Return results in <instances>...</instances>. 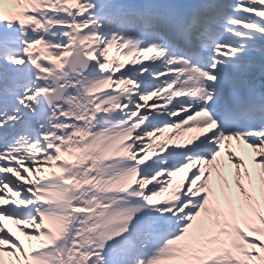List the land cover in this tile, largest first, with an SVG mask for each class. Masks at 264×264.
Returning a JSON list of instances; mask_svg holds the SVG:
<instances>
[{
  "label": "rangeland",
  "instance_id": "rangeland-1",
  "mask_svg": "<svg viewBox=\"0 0 264 264\" xmlns=\"http://www.w3.org/2000/svg\"><path fill=\"white\" fill-rule=\"evenodd\" d=\"M16 6H21V3H23V0H16ZM261 20V19H259ZM264 22V19L261 20ZM264 24V23H263ZM261 31L263 32V35L258 38V40L261 41L260 46H261V51L264 50V26H262ZM108 49L110 50V54H109V60H108V64L113 65V66H120L119 64H117V61L115 60L118 56H123L126 52L125 49H114V47H110L107 46ZM69 48V45L65 46V49L67 50ZM64 52H61V54L55 55V56H60L63 54ZM128 58H130V56L125 57V60H128ZM264 58V56H263ZM141 60L140 63H138L135 68L141 69L143 67V63L144 60ZM261 61L255 62L258 64ZM123 65V64H122ZM127 65V64H126ZM264 65V63H263ZM116 68V67H115ZM262 71H264V66L261 67ZM251 73L255 74V70L251 69L250 70ZM260 71H258L257 73H259ZM135 77V78H134ZM120 78H124L126 81L122 82L121 80H119L117 82L118 79ZM117 78L116 80H113L117 85L119 86H113L114 90L112 93V99L118 103L121 102L122 105L129 107L131 104H134L137 106V108H135L134 110H132L135 115H139V113L141 114V116L139 117V123H145L148 122L149 124L152 123V121L156 118V115L159 114H163V111L161 112L159 109H157L158 107L161 108L160 104L157 103L155 100H139L140 99V95L138 93V90H136V88H140V85L142 84V79H144L142 72L138 74L132 72L128 77H120ZM26 98L25 100H23V104H26L29 106V101L31 102L32 100H34V95L30 92L28 94H26V96L24 97ZM147 106L148 108L152 105L153 107L149 108L147 111H141V106ZM161 112V113H160ZM11 119H14V116L11 117ZM152 132L151 131H147L148 134H150ZM142 137H144V132L141 131L139 132V135H136L135 140H141ZM36 143V144H35ZM35 143H33V146H31V148L29 147L30 145L28 144H23L22 147L27 148V151H30L32 153V160L35 161L36 165L34 166V176L33 179L35 178H40V180L43 179L44 174L42 173V169H45V162L44 161H49L51 163H54V161L56 159L59 158L60 153H64L66 148H60V153L57 152L55 154V156H50L45 154V147L44 149H39L38 146H40V142L39 141H35ZM134 149L135 152H141L142 149H139L138 147H131V148H127L125 150H131ZM68 150H70V148H68ZM71 150H73L71 148ZM38 151V152H37ZM74 151V150H73ZM40 155L42 158H37L36 155ZM71 156L70 158H74L77 160V158H79L80 154L79 152H71L70 153ZM55 165V164H54ZM84 165V164H83ZM80 166V168H78L75 173L73 171L74 174L71 175L68 171H64V179L65 181L70 184V187L68 189H70V191L64 190L62 188H58L57 191L59 193V197L60 198H65V201L67 202V205L69 207H81V208H87L88 205H90V198H91V194L88 191V187L93 183L92 178L93 176L91 175V173L89 171H87L85 169V166ZM51 169V168H50ZM85 169V170H84ZM73 176V178H72ZM29 177V176H28ZM32 176H30L29 178H31ZM34 181V180H33ZM26 182V181H25ZM31 184V182H26ZM32 187H34V185L32 184ZM26 189L30 190V192L32 194L38 193V195L40 196H44L46 197L47 195L44 193L45 191H42L40 189H38V187H35L34 189H29L28 187H25ZM24 188V189H25ZM153 195V200L159 202L158 200H162V199H166V197L169 194V189L168 186L165 187L164 192L163 193H156L154 191L151 192ZM260 196H261V203L260 205H255L252 203V201L249 199V201L247 200L245 202V208L248 211V213L251 214H255L257 220H259L260 222V218H258V213H261L262 211L264 212V188H260ZM236 196H229L228 198V202L229 204H232V202L234 200H236ZM241 199V197H240ZM43 202L36 200V206H39L40 211L43 212V214L45 216L50 215L53 210H51L50 208L47 207L48 205V201L49 199H42ZM151 200V198L149 199ZM35 207V206H34ZM157 213V212H156ZM155 213V215H156ZM88 217L84 218V219H78V220H74L72 226H78L80 227H86L88 228L89 232H90V236H88L89 239V243L87 242V244L84 246L85 250L81 251V252H77L74 251L73 249H71L69 241L65 240V243L63 244L61 249V254L63 256V259L65 261H67L68 264H83L84 261L86 260V257L89 255V248L88 246L90 245L91 248L94 247V244H96V247H98L97 243H96V239L97 242L100 240L101 235H94L93 233V229L97 227V229H99V232H102V225L100 224V220L99 218H101L102 214H98V210L93 211V213L90 211L87 212ZM247 215V214H246ZM96 217L95 220H93V218ZM31 220L35 221L33 224L28 223V227L30 229H32V232H28L25 230H20L17 234H16V238L15 240H10L7 239L6 237L2 238V241H4V245L6 246L5 249H2L0 252L6 251L7 254L3 255L0 259V264H21V263H27V260H32L35 261L36 263L40 262V259L43 258V256H40L38 253V251H36L35 249V245L37 244V242L39 241L38 239V232L39 230L43 231L46 230V224L41 223V221L39 220L38 217H33ZM43 224V225H42ZM258 231L260 234H262V236L258 235V239L260 241H263L264 243V226L263 225H259L258 226ZM4 228H1L0 226V232H3ZM214 231V228H213ZM54 233V235H57L58 233H61L62 230L59 229H53L52 231ZM95 232V231H94ZM98 232V231H97ZM202 236H197V234L193 231V229L191 227H189V229L186 231V233H184V235L182 237L179 238V240H175L172 241V245H171V249L169 250V252H161L158 254L157 257L153 258L150 262V264H180L182 262H185V260L182 259V256H184L183 252L181 251L184 247H194V248H201V246L203 245L202 243ZM233 243L235 245V250L240 252V254L238 255H242L244 260L241 258L240 261L237 262H227V261H213V263H206L205 264H249V262L251 263L252 261H254L256 259V255L257 253H254L253 250H249L252 246L251 245H255V243L253 244V242H249L250 244H244L241 241V237L240 235H233ZM219 244H224L222 242H219ZM251 247H250V246ZM128 248L132 249L133 251H138V253H136V256L140 257L141 251H139V249L136 248L135 245H132V247ZM14 250L15 253H13ZM251 251V253H248V251ZM44 250L40 251L43 253ZM227 252L231 253V255H233L234 251L232 250H227ZM4 253V252H3ZM99 257L100 255L98 253H96ZM117 257L122 256V262L124 264H128L127 261V257L126 254L123 255L122 253H116ZM2 255V254H1ZM135 256V257H136ZM237 256V255H236ZM238 257V256H237ZM40 258V259H39ZM139 259V258H137ZM39 260V261H37ZM118 263H120V260H117ZM47 264V263H45ZM185 264V263H184Z\"/></svg>",
  "mask_w": 264,
  "mask_h": 264
},
{
  "label": "bare ground",
  "instance_id": "bare-ground-1",
  "mask_svg": "<svg viewBox=\"0 0 264 264\" xmlns=\"http://www.w3.org/2000/svg\"><path fill=\"white\" fill-rule=\"evenodd\" d=\"M100 1L102 3V7L108 3V0H100ZM244 1L249 2L250 4L254 3V0H244ZM29 2H31V4L36 3V4H34L33 7H31L34 12H37L39 10L44 9V7L40 5L41 0H30ZM9 5H10L9 0H0V16L7 17V18L12 19V20L17 19L18 22H21L25 25V28L32 26L31 24H34L37 27H40V21H37V19H35L34 17L30 16L29 14H26L23 9H19L16 11L10 10L11 8H9ZM75 5H76L75 6L76 10L73 11V16H75L77 18H79L81 16L83 17L82 20H78L77 22L82 23V24H88V29H91V31H89V32H91L92 34L96 33V32L99 33L100 30L97 29L96 26H94L95 15H94L93 10L97 6H95L94 4L88 3L86 0H76ZM90 15H94V17L92 19H89L88 16H90ZM240 16H244V13L241 12ZM241 29H243V27L239 26V30H241ZM237 38H239V37L237 36ZM128 42H130V41H128ZM132 42H135V41L133 40ZM84 45H87V44H84ZM138 45L139 44H135V47L130 49V53L135 54L136 52H138L137 51ZM151 45H152L151 48L149 47L150 48L149 52L146 53L144 56L147 67H149V65L153 61L152 53L153 52L156 53L159 51V49L155 47V44H151ZM233 54H234V52L232 53V55ZM30 56L31 55L28 56L29 57L28 59H32V57H30ZM155 59H156V62L159 64V66L161 64H164L163 59L160 56L155 57ZM233 59H234V61L236 60L235 58H233ZM149 68H147V69H149ZM20 71L21 70L18 69L17 74ZM235 73H237V75L235 74V77H237L239 79L242 77L245 78L246 76L249 75L248 69H245V70H238L237 69L235 71ZM110 78H111V75L109 72H107V71L103 72V71H100L98 69H95V71L92 72V75L86 81H84V83H82V85L80 86V89H81V91H84V92L86 90L85 93L94 92V91L99 90V89H104L106 92L107 87L110 85L109 84ZM172 79H173V77H172ZM172 79H170V76H163V77H161V79L154 78V80L157 81L158 83L168 82L169 84H171V86H169L168 88H166V87L162 88L163 93H161L160 95L156 94V96L160 97L161 100L163 99V100H165V102H167L168 108L172 110V113H173L172 118H173L174 116H177L179 114L177 112L180 110V108H179L180 102L178 100V97H176V96H178L180 94L176 95V89H174V87L172 86V82H173ZM95 85H97L98 88L93 90V87ZM148 86H150V85H148ZM43 89L44 88L41 87V88H39V91L41 92ZM141 90H142V88H141ZM107 95H109L108 92H106L105 97ZM69 96H70V100H71L70 103L74 104V106H76L78 110H83L82 116L84 118H86V122L88 123V121L91 120L90 119L91 118L90 117L91 116V114H90L91 110L89 109V106H87L85 104L86 101H81L77 97L78 95H76L75 92L70 93ZM156 99H157V97H156ZM102 101H103V96L101 98H99L98 103H101ZM84 104H85V106H84ZM108 105L112 108L114 107L111 102L108 103ZM114 113H115V110H114ZM29 115H31V114H29ZM111 121L112 120H111L110 116H107L106 117V123L104 122V120L102 121L100 119V120H98V122H99L98 124L103 129L104 126H106L108 123H111ZM94 123H96V122H94ZM20 128L21 127L13 128L12 129V131H14L13 133H16L18 130H20ZM75 129L78 130V129H82V128L80 126L79 127L75 126ZM125 132H128V130ZM101 138L106 139L105 141H103L100 144L101 149H103V152H104V153L102 152L100 154L101 160H103L104 165H103L102 169L99 168L98 171L102 170V171H105L107 173L111 169L115 170V169L124 168V163L127 162V159H126L127 157L126 156H120V153H119L120 144H119V141L117 140L119 138L118 134H113L112 131H105V135H103ZM236 143H237V145L235 148L230 147V144L228 142L227 143L222 142L219 144V147H220V153L219 154L222 153V155L220 157L221 161H219L217 166H214L212 164L207 166L208 163L206 165H204L203 163H201L199 161L188 164V167L195 169V171H198V169L200 167L203 170H206V169L209 170V173L205 179V183L208 185L207 188L209 191V195H210L211 190L216 188L215 186H220V183H221L222 178L224 176L229 178V180H232L231 182H233L235 180V179H233V176L237 177L236 180L242 178V174H243L242 164H241V168H239V165L237 164V162L234 163V162L230 161V163L228 165L227 159H229V160L235 159L236 160V157H238V156L241 157V153H249V154H251V156L253 158H256L257 160H259V162H256L257 170L259 171V164H260V166H262L261 170L262 171L264 170V161L262 162V160L264 159V131H261L257 135H255L251 132L250 135H247V136H244L243 138L238 139L236 141ZM166 144H169V143H166ZM177 147L178 146L175 145L171 148L175 149ZM225 154L227 155V159L224 158V160H223L222 156ZM132 163H135V161ZM132 163H131V165H132ZM223 164L226 165L225 170L227 172L225 174H223V169L221 167V166H223ZM127 166H129V165L127 164ZM163 168H165V167H163ZM9 169L11 170V168H9ZM146 169L152 170L153 168L147 167ZM232 172H233V176H232ZM133 173H134V171L130 174H125L122 178V183H120L119 181H113L111 183V185L118 187L120 190L125 189V188L132 189L134 186V182H135V178H134ZM50 174H52V173H49V175ZM6 176H8V175L2 174L0 176V179L2 177H6ZM3 179H4V181L8 180L6 178H3ZM214 181L216 183H214ZM201 182H202V180H201ZM192 184H193V182H192ZM10 186L12 189H14V192L12 195L8 194V197L9 196L13 197L15 199V204L24 203L25 202L24 198L16 199V197H15L19 193L18 190H21L20 186L17 185L16 183H13ZM121 186H124L125 188L121 189ZM203 196L204 197L202 198V200L200 201V203L196 209L197 211L191 217V221L198 228L201 227L200 231H202L203 229L204 230L206 229V231H209L210 228H208L206 226L211 224L210 220L214 219L215 216L218 214V210H219L218 208H219V206L222 205V203L219 204L215 200L214 196H212V195L210 196V198L206 197L205 194ZM169 199L174 201L176 199V197L172 196ZM9 210H11L9 205H5V204L1 205L0 204V213L3 211L7 212ZM180 213H181V211L178 210L177 214H180ZM17 222L20 224V226L22 228L25 227L26 220L20 218L17 220ZM203 223H204V225L202 226ZM7 230H8L7 232H9L12 235H14L16 233V230H14L12 228H10V229L7 228ZM212 251L210 253H212ZM215 251H217V250H215ZM191 256H193V254ZM191 256H190V258H191Z\"/></svg>",
  "mask_w": 264,
  "mask_h": 264
}]
</instances>
